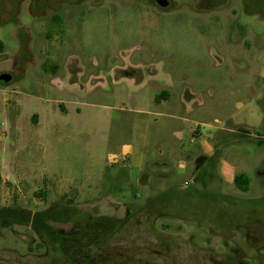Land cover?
<instances>
[{
  "label": "rangeland",
  "instance_id": "1",
  "mask_svg": "<svg viewBox=\"0 0 264 264\" xmlns=\"http://www.w3.org/2000/svg\"><path fill=\"white\" fill-rule=\"evenodd\" d=\"M170 1L0 0V209L135 213L94 264H264V12ZM40 244L3 229L0 264H66Z\"/></svg>",
  "mask_w": 264,
  "mask_h": 264
},
{
  "label": "trees",
  "instance_id": "2",
  "mask_svg": "<svg viewBox=\"0 0 264 264\" xmlns=\"http://www.w3.org/2000/svg\"><path fill=\"white\" fill-rule=\"evenodd\" d=\"M4 51L5 44L0 40V54H2ZM161 96L168 97L169 95L168 93L164 92L161 94ZM234 182L238 190H240L241 192L247 193L249 191L250 180L245 174L236 176ZM152 202L153 201H149L142 208H138L133 205L129 206L137 208V211L149 210L151 213ZM133 215H135V213L129 214V217L121 225L113 219L101 218L100 221L94 222L93 226L89 230L80 234H70L66 236L52 228L49 224L50 219L54 216L52 209L44 211L42 213H38L37 215H35V217H32L30 215L25 217L21 213V210L17 207L11 209L1 208L0 232L3 229H9L14 224L30 225L40 236V245H47L48 247L52 246L53 248L55 247V251L60 254L58 256H60L61 260H63L66 264H94V260L91 256L92 246L94 244H99L100 242H107L116 234V232L123 228L125 222L128 221V219ZM45 236L50 237V239H44ZM43 239L46 241H44ZM68 250H73L74 253L69 254ZM77 252H79V254H77ZM80 256L82 257L80 258Z\"/></svg>",
  "mask_w": 264,
  "mask_h": 264
},
{
  "label": "flooded vegetation",
  "instance_id": "3",
  "mask_svg": "<svg viewBox=\"0 0 264 264\" xmlns=\"http://www.w3.org/2000/svg\"><path fill=\"white\" fill-rule=\"evenodd\" d=\"M158 1L159 0H154L155 4L157 6H159L160 8H162L160 6V4L158 3ZM167 1H168L169 5L166 8H162V9H168L169 7H171V5H172L171 1L170 0H167ZM240 1L242 2V10L243 11L249 10L250 3L252 2L254 4L253 10H255L257 12H264V0H240ZM199 2H198L199 4H202L204 2V0H200ZM211 2L215 3V0H211Z\"/></svg>",
  "mask_w": 264,
  "mask_h": 264
},
{
  "label": "water",
  "instance_id": "4",
  "mask_svg": "<svg viewBox=\"0 0 264 264\" xmlns=\"http://www.w3.org/2000/svg\"><path fill=\"white\" fill-rule=\"evenodd\" d=\"M158 3L162 8H166L169 3L167 0H159ZM13 77L11 75H2L0 76V81H3L5 83H10L12 81Z\"/></svg>",
  "mask_w": 264,
  "mask_h": 264
}]
</instances>
